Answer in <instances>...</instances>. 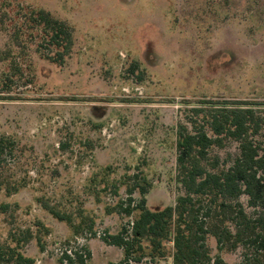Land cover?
Listing matches in <instances>:
<instances>
[{"label": "rangeland", "instance_id": "1", "mask_svg": "<svg viewBox=\"0 0 264 264\" xmlns=\"http://www.w3.org/2000/svg\"><path fill=\"white\" fill-rule=\"evenodd\" d=\"M41 10L73 29L63 62L48 59L57 50L33 21ZM204 100L264 102V0H0V136L13 142L0 158V264H13L8 245L35 264H68L75 248L120 263L124 251L102 237L130 228L134 215L118 208L127 188L147 182L151 210L176 205L178 126ZM238 154L225 138L206 166ZM164 243L152 260L144 242L139 264H171ZM207 243L227 264L244 260L241 247Z\"/></svg>", "mask_w": 264, "mask_h": 264}, {"label": "trees", "instance_id": "2", "mask_svg": "<svg viewBox=\"0 0 264 264\" xmlns=\"http://www.w3.org/2000/svg\"><path fill=\"white\" fill-rule=\"evenodd\" d=\"M33 21L43 27L48 44L57 50L48 59L63 62L74 45L73 29L42 10ZM185 120L178 126L176 145L177 183L184 195L175 206L154 211L147 207V182L128 187V199L118 208L119 213L134 215V220L130 228L124 226L118 234L105 233L102 240L124 251V259L116 264L141 263L146 257L144 242L151 246L152 260L164 258L165 241L173 243V264H227L220 255H211L209 236L216 239L220 252L243 248L241 264H264V102L204 100L188 104ZM225 138L239 144V154L226 169L216 161L214 168L208 169L211 150L222 147ZM12 145L8 137L0 136V158L7 150L12 153ZM23 187L16 182L6 191L17 193ZM3 188L0 180V191ZM137 191L142 196L138 202L133 199ZM242 196L248 197L251 214L241 203ZM50 212L60 221L70 222L55 210ZM32 239L28 232L23 243ZM5 250L9 263L35 264L19 247L8 245ZM91 257L90 251L86 255L76 252L74 259L64 254L60 262L87 264Z\"/></svg>", "mask_w": 264, "mask_h": 264}, {"label": "built area", "instance_id": "3", "mask_svg": "<svg viewBox=\"0 0 264 264\" xmlns=\"http://www.w3.org/2000/svg\"><path fill=\"white\" fill-rule=\"evenodd\" d=\"M132 224V223H131ZM105 235V234H104ZM76 252H80V253H83L84 255H86L85 254V250H82V248H81V250H78L77 248H75L74 250H71V251H67V252H65V253H63L62 254V257L64 256V254H68L70 257H72L73 259L75 258V253ZM67 263V262H66Z\"/></svg>", "mask_w": 264, "mask_h": 264}, {"label": "crops", "instance_id": "4", "mask_svg": "<svg viewBox=\"0 0 264 264\" xmlns=\"http://www.w3.org/2000/svg\"><path fill=\"white\" fill-rule=\"evenodd\" d=\"M115 248H118V247H115ZM118 249H120V248H118ZM92 250V259H91V264H92V262L95 260V253L93 252V249H91ZM121 250V249H120ZM170 260H171V264H173V257H172V259L170 258ZM111 263V262H110ZM109 263V264H110ZM114 263V262H113ZM161 263H162V261H161ZM115 264H116V262H115Z\"/></svg>", "mask_w": 264, "mask_h": 264}]
</instances>
